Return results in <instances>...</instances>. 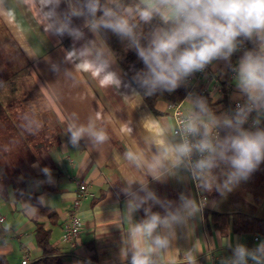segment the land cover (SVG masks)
Here are the masks:
<instances>
[{
  "label": "crops",
  "instance_id": "obj_1",
  "mask_svg": "<svg viewBox=\"0 0 264 264\" xmlns=\"http://www.w3.org/2000/svg\"><path fill=\"white\" fill-rule=\"evenodd\" d=\"M257 35L238 37L230 56L209 63L214 80L202 81L196 92L184 96L185 111L207 123L213 118L220 122L213 127L224 129L220 139L233 131L223 126L225 119L235 123L237 116L227 113L233 102L252 105L241 113L245 130L264 125L263 98L251 99L239 81L245 43ZM232 66L236 71L230 79ZM109 73L119 84L103 83ZM202 88L209 93L202 96ZM0 102L10 120L20 122L27 151H37L34 161L18 163V191L8 187L0 192V255L8 264L42 256L37 224L49 230L63 264H132L137 243L150 249L149 264H223L224 259L238 260L240 245L250 253L245 260L254 256L264 264L263 244L254 241L255 234L221 235L209 217L239 210L264 215V161L231 191L222 187L230 168L220 163L212 171L211 190L201 183L207 197L203 211L183 163L164 160L162 167L150 170L160 155L157 140L180 144L171 133L170 101L161 93L155 112L146 107L74 0H0ZM89 126L106 139L97 141L85 132L73 143L72 130ZM7 127L14 131L11 124ZM129 152L141 155L139 165L128 159ZM76 182L87 183L90 196L80 203L81 232L72 247L63 241V230ZM148 192L155 198L145 199ZM40 207L54 212V220ZM153 214L161 223L152 236L134 238L133 227ZM157 236L163 246L155 245Z\"/></svg>",
  "mask_w": 264,
  "mask_h": 264
},
{
  "label": "clouds",
  "instance_id": "obj_2",
  "mask_svg": "<svg viewBox=\"0 0 264 264\" xmlns=\"http://www.w3.org/2000/svg\"><path fill=\"white\" fill-rule=\"evenodd\" d=\"M142 3L144 7L137 5L135 8L141 20L150 21L158 14L165 23L170 24L169 28L155 32L146 47L141 46L136 39L134 26L130 25L126 16L101 6L100 0H90L88 7L92 14L103 7V16L98 24L132 40L138 58L147 69L140 82L149 93L158 88L172 91L182 78L203 70L214 59L227 58L235 51L238 37H252L254 34L264 36V0H142ZM124 11L131 15L133 9L129 7ZM239 81L251 99L264 98V55L252 52L245 54L240 63ZM103 83L119 84V81L114 74L109 73ZM201 105L202 102H198L197 106ZM219 123L213 118L211 123L202 125L201 133V126L195 120L189 122L186 132L201 137L195 143L185 141L169 145L163 139L157 140L160 155L154 158L153 164L148 165L149 169L162 167L164 160L171 161L173 165L189 160L194 177L201 181L203 187L211 190L215 182L213 169L225 163L230 171L225 174L222 187L231 191V185L246 179L264 161V130H245L241 127L244 119L238 113L235 123L228 119L223 121V126L232 129V133L223 139L213 138L212 128ZM85 132H89L97 141L106 139L103 132H94L90 126L80 127L72 130L73 143ZM194 152L199 154V158L192 162ZM127 156L138 165L142 159L141 155L132 152ZM217 187L220 190V186ZM154 198L151 192L145 197ZM160 223V216L153 214L148 220L135 225L132 235L134 238L151 237ZM154 243L163 246L164 241L157 236ZM135 247L132 264H149L146 251L150 249L141 248L139 243ZM260 247L264 250V245ZM235 252L237 264H244L245 257L250 255L243 245L237 246Z\"/></svg>",
  "mask_w": 264,
  "mask_h": 264
},
{
  "label": "trees",
  "instance_id": "obj_3",
  "mask_svg": "<svg viewBox=\"0 0 264 264\" xmlns=\"http://www.w3.org/2000/svg\"><path fill=\"white\" fill-rule=\"evenodd\" d=\"M81 10L83 16L88 24L94 28L101 41L107 46L115 60L125 73L127 79L131 82L134 89L142 98L146 107L155 112V105L161 93L166 94L168 101L179 102L186 95V87L178 85L174 90L168 91L163 88H158L151 93L149 90L141 85L140 79L144 72L147 71L142 60L138 58L136 48L131 39L123 37L113 32L111 29L105 28L98 24V21L103 16V7L95 14L89 11L90 0H74ZM101 6L112 8L120 15L128 18L130 25H133V31L136 39L141 46L146 47L150 42L153 34L158 28L167 29L170 27L169 23H165L160 15H154L150 21H143L140 19L138 13L135 12L137 5L144 7L139 0H118L116 2H107L100 0ZM132 8L131 15L126 13L124 9ZM93 25H97L94 27ZM246 53L252 52L256 55H264V36L257 35L252 40L245 43ZM264 102V98H263ZM19 122V121H18ZM7 116L3 104L0 102V192H7L8 187H12L15 191L19 189L18 174L20 169L18 163L25 158L27 161H34L37 151H27V136H22L19 125ZM8 123L14 128L8 129ZM20 123V122H19ZM17 128H16V127ZM244 126V125H243ZM246 129V127H244ZM248 129V128H247ZM223 132V128H219ZM264 130V125H260L255 130ZM8 132V136L6 135ZM15 132V134H12ZM40 212L47 213L48 218L54 220L55 213L49 211L48 208L40 207ZM213 227L219 231L221 235H225L228 231L236 234H255L259 241L263 240L264 245V215H255V213H248L245 211H236L231 214L211 212L209 213ZM36 244L41 250L42 256L29 264H63L59 251L50 244V232L45 230L40 224H37L35 229ZM0 264H8L6 258L0 255Z\"/></svg>",
  "mask_w": 264,
  "mask_h": 264
},
{
  "label": "built area",
  "instance_id": "obj_4",
  "mask_svg": "<svg viewBox=\"0 0 264 264\" xmlns=\"http://www.w3.org/2000/svg\"><path fill=\"white\" fill-rule=\"evenodd\" d=\"M235 71L236 69L234 66L230 67L227 77H229L230 79L235 77L234 76ZM213 80H214V75L209 68V64L206 65L203 70L195 71L191 75L184 77L182 79V83L187 89L185 97L191 95L193 92H196L197 90L196 88L199 86V84L202 81L211 82ZM199 92L202 96H205L209 93L207 91V88H202ZM183 99L179 102H170L168 105L170 116L174 124L171 133H173V135L179 139L180 143H183L185 141H188L190 143H195L201 137L200 135L193 136L192 134L187 133L186 132L187 125L189 124V122L195 120L197 124L201 126L200 131L202 133L203 132L202 125L207 122L201 120L199 117H196L194 113L185 111L182 105ZM251 108H252L251 104L245 105L241 102H237V103L233 102L229 105V109L227 113L229 117H236L238 113L241 115V113L244 110L246 109L250 110ZM241 110L243 111L241 112ZM212 136L213 138L216 137L220 138V131L218 128H212ZM198 158H199V154L194 152L191 157V161L194 162ZM183 164L186 168L187 171L186 173L188 174L192 184L196 205L201 211H203L207 207V197L203 193L201 187V181L194 177L193 170L190 166L189 160H184ZM74 194H75L74 199L72 200L70 207L68 209L66 221L64 224V230H63V241L69 243L72 247H75L77 245L79 234L81 232L80 231L81 219L79 217V210L81 206L80 203L90 196L88 184L84 182H76V188ZM254 241H256V243H259V238L255 237ZM215 261L216 259L213 257L212 262L214 263ZM237 262L238 260L236 259L223 260V264H237ZM29 263L30 262L26 259H23L21 261V264H29ZM244 264H263V263L260 259L257 258V259H246L244 261Z\"/></svg>",
  "mask_w": 264,
  "mask_h": 264
},
{
  "label": "water",
  "instance_id": "obj_5",
  "mask_svg": "<svg viewBox=\"0 0 264 264\" xmlns=\"http://www.w3.org/2000/svg\"><path fill=\"white\" fill-rule=\"evenodd\" d=\"M261 243H263V240L261 239Z\"/></svg>",
  "mask_w": 264,
  "mask_h": 264
}]
</instances>
